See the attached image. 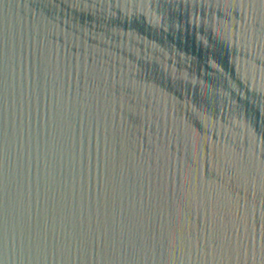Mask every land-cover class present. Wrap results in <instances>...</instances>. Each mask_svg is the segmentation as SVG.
<instances>
[{
  "label": "water",
  "instance_id": "obj_1",
  "mask_svg": "<svg viewBox=\"0 0 264 264\" xmlns=\"http://www.w3.org/2000/svg\"><path fill=\"white\" fill-rule=\"evenodd\" d=\"M0 264H264V0H0Z\"/></svg>",
  "mask_w": 264,
  "mask_h": 264
}]
</instances>
